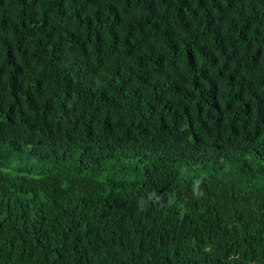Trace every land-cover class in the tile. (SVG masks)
I'll list each match as a JSON object with an SVG mask.
<instances>
[{"label":"trees","instance_id":"trees-1","mask_svg":"<svg viewBox=\"0 0 264 264\" xmlns=\"http://www.w3.org/2000/svg\"><path fill=\"white\" fill-rule=\"evenodd\" d=\"M0 264H264V0H0Z\"/></svg>","mask_w":264,"mask_h":264}]
</instances>
